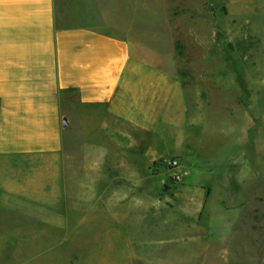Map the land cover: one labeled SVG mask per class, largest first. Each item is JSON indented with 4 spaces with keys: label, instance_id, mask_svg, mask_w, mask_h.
I'll return each mask as SVG.
<instances>
[{
    "label": "rangeland",
    "instance_id": "rangeland-1",
    "mask_svg": "<svg viewBox=\"0 0 264 264\" xmlns=\"http://www.w3.org/2000/svg\"><path fill=\"white\" fill-rule=\"evenodd\" d=\"M124 1L105 9L124 14ZM136 6L137 49L181 76L188 126L135 130L139 146L107 156L125 136L92 106L101 116L75 118L81 145L0 155V264H264V0ZM145 144L139 174L165 155L151 164V188L109 201V160ZM172 157L180 177L159 165Z\"/></svg>",
    "mask_w": 264,
    "mask_h": 264
},
{
    "label": "crops",
    "instance_id": "crops-1",
    "mask_svg": "<svg viewBox=\"0 0 264 264\" xmlns=\"http://www.w3.org/2000/svg\"><path fill=\"white\" fill-rule=\"evenodd\" d=\"M108 1L0 0V155L61 152L69 138L71 145H81L75 118L101 116L87 109L92 106L103 107L105 118L116 125L113 130L121 128L125 136L109 141L107 156L110 148L126 155L139 146L135 130L153 136L188 126L181 76L137 49L134 32L142 21L137 0L121 2L130 6L124 14L107 11ZM91 2L97 12L89 11ZM145 146L151 149L145 144L139 156L113 153L105 179L114 195L109 201L128 196L127 189L151 188L144 185L152 179L151 164L165 155L147 160L145 173L139 174Z\"/></svg>",
    "mask_w": 264,
    "mask_h": 264
},
{
    "label": "built area",
    "instance_id": "built-area-1",
    "mask_svg": "<svg viewBox=\"0 0 264 264\" xmlns=\"http://www.w3.org/2000/svg\"><path fill=\"white\" fill-rule=\"evenodd\" d=\"M160 166L166 167V168H170V169H176L177 171V176L180 177L181 175V165H180V160L176 157H172V158H166L162 161L159 162Z\"/></svg>",
    "mask_w": 264,
    "mask_h": 264
},
{
    "label": "water",
    "instance_id": "water-1",
    "mask_svg": "<svg viewBox=\"0 0 264 264\" xmlns=\"http://www.w3.org/2000/svg\"><path fill=\"white\" fill-rule=\"evenodd\" d=\"M64 123L67 124V119L64 120Z\"/></svg>",
    "mask_w": 264,
    "mask_h": 264
}]
</instances>
